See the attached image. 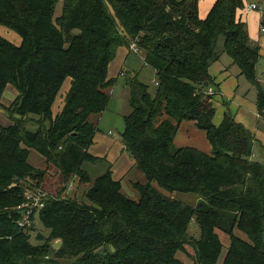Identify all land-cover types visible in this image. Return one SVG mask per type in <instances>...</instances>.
<instances>
[{
  "label": "trees",
  "instance_id": "trees-1",
  "mask_svg": "<svg viewBox=\"0 0 264 264\" xmlns=\"http://www.w3.org/2000/svg\"><path fill=\"white\" fill-rule=\"evenodd\" d=\"M199 1L63 0L55 17L59 0H0V24L22 37L18 46L0 35V101L8 84L17 91L9 108L12 123L0 125V264H184L177 253L188 243L195 249L193 264H218L224 244L216 229L235 240L222 264H264V162L253 158L256 137L224 96L215 123L221 83L210 72L227 53L256 86L264 115L260 45L237 15L244 0H215L205 17ZM133 42L156 71L157 86L152 94L138 77L128 81L132 110L124 116L122 140L147 181L135 182L138 198H132L110 167L87 191L89 202L45 198L39 218L50 234L31 242L33 227L19 228L15 209L26 188L45 176L30 162L31 149L63 180L88 179L84 162L98 158L89 150L97 132L91 116L106 109L118 79L109 77L111 61ZM68 77L63 109L54 115ZM188 121L204 131L210 152L176 144ZM154 182L199 200L186 204ZM194 219L201 234L190 239ZM243 221L252 242L240 249L233 230Z\"/></svg>",
  "mask_w": 264,
  "mask_h": 264
},
{
  "label": "rangeland",
  "instance_id": "rangeland-1",
  "mask_svg": "<svg viewBox=\"0 0 264 264\" xmlns=\"http://www.w3.org/2000/svg\"><path fill=\"white\" fill-rule=\"evenodd\" d=\"M210 1L211 0H202L201 13H204ZM247 1L249 2L256 1L260 5L262 3V0H247ZM62 7H63V0H59L56 7L55 17L61 14ZM252 14L253 13H250L249 15ZM249 17L251 18L252 16ZM0 35L18 46L22 43V37L20 34H18L14 30L2 24H0ZM222 45H223L222 40H220V42H218V46L221 47ZM128 48L134 50V52L131 53L125 64L124 63L122 64V61H120V59L114 60L116 57L113 59L114 63H112V67L117 66V69L121 66L122 67L120 70V74L118 73L119 72L118 69L117 72L118 79L116 83L112 88L109 89L111 96L106 109L99 114H93L91 116V120L95 122V124L97 125V133L95 134L96 135L95 140H97V142L90 148V151L93 155L97 156L98 158L95 161L84 162L83 167L88 176V179L81 180L79 176L74 175L68 181L63 180L62 176L59 173V170L55 166L47 163L46 159L42 156V154L39 151H37L36 149H31V153L29 156L30 162L36 168H40L44 170L45 176L42 179V181H40L38 186H36L35 182H33L31 186L26 188L27 190H32L34 192H43L45 194L44 196L46 199L57 197V198H67V199L70 198L78 201L89 202L86 196L87 191L92 186L96 177H98L100 174H102L104 171L108 170L111 167L112 176L114 177V179L116 180L119 179L122 182L123 192H125L126 194H128V196H131L132 198L135 199L138 198V192L135 190L134 184L137 181L145 183L147 179L137 167H134V164L132 165V160L134 159L129 157L130 152L127 150L122 140V132L125 128L124 116L127 115L132 110V106L130 103L131 87L128 81L132 77L135 76L138 77L139 80L148 84L149 91L150 93L153 94L157 86V75L154 69L150 67L145 61H143L144 60L142 59L143 53L141 51L136 50L131 46ZM222 56L224 61L226 60L232 61V58L227 53H223ZM125 70H127V74ZM258 71H259V75L257 74V76L264 89V58L259 60ZM111 72L116 73L114 69H112ZM239 83H240L239 91L241 90L246 91V89L248 88L251 90L252 92L251 94H254V92L257 91L256 86L253 85L244 76L240 79ZM70 85H71V78L68 77L64 81L62 88L60 89V92L58 93L55 102L53 104L54 115L59 114L63 109L65 103V97L70 88ZM227 89L232 90L233 88L231 89L229 85ZM16 93L17 91L15 87L11 84H8L3 92V96L0 101L1 126H7L12 123V120L10 118L11 112L9 108L16 96ZM251 98L253 99L254 95H252ZM223 109L224 106L222 109L218 107V110L216 111L215 120L217 119V117H220L221 115L220 113L222 112ZM28 125L29 128L35 129L34 122L30 121ZM184 130L182 129L179 130L177 134L178 137L176 139V144L178 146L192 145L202 149L205 140L209 148H211V145L208 139L206 138L204 131L198 129L196 126L191 128L189 130V133L186 130L184 132ZM191 132H199L202 134L203 137H201L200 135L198 136L194 135ZM255 148H256L255 152L257 151V155L255 154L253 158L255 160L264 162V145L262 146L255 145ZM105 154H108L109 159H111L115 163V166L126 164V168L122 169L123 176H121V169L119 167H115L114 164L108 160L107 155ZM118 168L119 171H117ZM154 186L157 189H159L162 193L175 196L179 198L182 202L192 206H195L197 201L199 200V195L195 193H190V192L170 193V191L160 187L155 182H154ZM248 226L249 224L243 221L242 225H236L233 230V236L236 237L235 239H237V245H240L241 247L240 249L250 247L249 243L252 242V239L250 237L251 235L249 233L250 229ZM29 228H32L29 230V233L31 236V242L33 243H37L40 241L38 235L41 234L45 238H47V236H49L50 234V230L42 224V221L40 220L39 217L35 218L34 222ZM26 229L28 228L22 230H26ZM216 231L218 232L220 239L224 244L222 255L218 263V264H222L224 257H226L228 253H230L233 247H235L234 245L235 240L234 238H232L231 234H228L221 229H216ZM188 233L190 239H197L200 237L201 230L195 219L190 223V226L188 228ZM241 252L247 253L244 250ZM50 254L53 255V253ZM194 256H195V249L191 243L186 244L185 252L179 251L177 253V257L180 258L184 264H193Z\"/></svg>",
  "mask_w": 264,
  "mask_h": 264
},
{
  "label": "crops",
  "instance_id": "crops-1",
  "mask_svg": "<svg viewBox=\"0 0 264 264\" xmlns=\"http://www.w3.org/2000/svg\"><path fill=\"white\" fill-rule=\"evenodd\" d=\"M214 1L215 0L210 1L204 13H201L202 0L199 1V13L201 17H205L208 14L209 10L211 9L212 2L214 3ZM253 3L257 4V8H251V5ZM250 13H253V14L249 15ZM237 15L242 21H244L247 24L250 38L252 39V41L257 42L260 45V53H261L260 59L264 58V30H262V25H261V20L264 15V0H262L261 5L256 1L249 2L247 0H244V7L238 10ZM249 16H252V17L250 18ZM133 52L134 50L128 47H120L117 51V55L114 60L120 59V61H122V64L123 63L125 64L128 57ZM142 59H144L143 56H142ZM114 60L111 61L109 65V77L118 78V73L120 74V70L122 66L118 68L119 69V72H118L117 66L112 67V63H114ZM258 64H259V61L257 63V74L259 75ZM112 69H114L116 73H112L111 72ZM125 71L127 74V70ZM210 72L212 76L216 78V81L221 83L220 84L221 94L215 98L217 110H218V107H220L221 109L223 108V103L221 104L220 102V100L222 101L220 96L222 97L224 96L225 100L230 101V107L232 111L234 112L236 119L242 122L255 135L256 137L255 145L257 146L264 145V115L261 114L262 116H258L259 111L257 107V91L254 92V94H251L252 92L249 88L246 89V91H242V90L239 91V87H240L239 81L243 77L242 75H240V68L238 66L236 67V64H233V61H227V60L224 61L223 56L221 55L220 59L211 65ZM229 85L231 89L233 88L232 90L227 89ZM252 95H254L253 99L251 98ZM223 112H224V109L220 113L221 114L220 117H217L216 120L214 119L216 124H218L221 121ZM193 127H195L194 122L192 121L183 122L180 127V130L185 129L189 133V130ZM191 133L194 135H197V136L200 135L201 137H203L202 134L199 132H191ZM95 137H94V143L90 146V148L97 142V140H95ZM201 150L206 151V152H210L211 150V148H209L205 140H204V146L202 147ZM255 154L257 155V151L255 152ZM105 155H107L108 160L111 161L115 166V163L111 159H109L108 154H105ZM129 157L132 158L131 155ZM133 161L134 160H132V165L134 164ZM115 167H119L121 169V176H123L122 169L126 168V164L115 166ZM119 168L117 169V171H119Z\"/></svg>",
  "mask_w": 264,
  "mask_h": 264
},
{
  "label": "built area",
  "instance_id": "built-area-1",
  "mask_svg": "<svg viewBox=\"0 0 264 264\" xmlns=\"http://www.w3.org/2000/svg\"><path fill=\"white\" fill-rule=\"evenodd\" d=\"M251 8H257V4L253 3ZM262 30H264L263 25ZM131 47L139 50L135 42L131 44ZM209 92H213V88H209ZM258 116H261V114L258 113ZM44 195L45 194L43 192L26 190L24 201L15 207V209L19 212V217L16 221L18 227L22 229L29 228L35 218L40 216L42 209L45 207Z\"/></svg>",
  "mask_w": 264,
  "mask_h": 264
},
{
  "label": "water",
  "instance_id": "water-1",
  "mask_svg": "<svg viewBox=\"0 0 264 264\" xmlns=\"http://www.w3.org/2000/svg\"><path fill=\"white\" fill-rule=\"evenodd\" d=\"M206 85H208V83L206 82ZM61 240L60 239H57L55 242H54V246L56 247V248H58L60 245H61Z\"/></svg>",
  "mask_w": 264,
  "mask_h": 264
}]
</instances>
